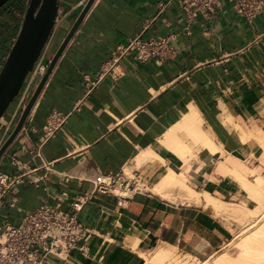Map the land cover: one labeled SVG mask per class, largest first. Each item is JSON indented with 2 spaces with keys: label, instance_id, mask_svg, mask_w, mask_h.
<instances>
[{
  "label": "crops",
  "instance_id": "1",
  "mask_svg": "<svg viewBox=\"0 0 264 264\" xmlns=\"http://www.w3.org/2000/svg\"><path fill=\"white\" fill-rule=\"evenodd\" d=\"M86 2L59 0L48 58ZM20 22L19 16L0 13V68ZM186 23V11L169 0H95L3 154L0 168L22 180L15 187L16 206L0 207V217L9 222L43 203L69 210L77 196L93 190L101 173L123 170L138 177L126 203L119 204L114 194L90 195L79 213L89 231L86 251L74 250L64 264H154L159 247L206 260L233 237L227 216L234 179L222 170L229 153L251 158L255 129L264 132V11L249 23L226 2L211 17L199 14L190 21L189 34L183 31ZM142 30L144 36L175 35L176 57L162 62L126 57L91 87L87 80L97 78L112 49ZM53 111L65 121L46 137ZM191 114H198L224 155L198 146L189 129L172 131ZM229 115L243 124L246 141L224 122ZM19 116L14 101L0 123L13 128ZM184 146L194 152L187 162ZM149 152L153 155L143 157ZM170 170L186 177V185L201 194L199 202L188 201L187 187L163 186Z\"/></svg>",
  "mask_w": 264,
  "mask_h": 264
},
{
  "label": "built area",
  "instance_id": "2",
  "mask_svg": "<svg viewBox=\"0 0 264 264\" xmlns=\"http://www.w3.org/2000/svg\"><path fill=\"white\" fill-rule=\"evenodd\" d=\"M169 1L178 3L186 11L187 23L183 31L187 34L190 33L189 22L197 15L209 18L221 11L226 2L230 3L234 11L249 23H253L257 15L264 11V0ZM160 5L163 6V3ZM23 11L16 10L13 14L22 19ZM143 32V30L140 31L127 43L117 45L112 49L97 78L91 81L87 80L88 84L93 87L99 83L107 73L114 72V67L121 60L129 56L140 62H162L176 57L177 51L171 42L175 35L144 36ZM47 48L48 44L43 48L14 100L20 114L50 63L51 58L47 57ZM31 113L32 110L28 117ZM60 114L58 111H53L47 118L46 137L59 129L65 121V117L62 118ZM3 126L5 132L0 138V146L13 129L10 124L6 126L0 123V128ZM20 178V176L10 175L0 168V207L6 204L16 206L17 191L15 187L22 181ZM138 181L135 174L128 176L123 170L115 173H101L93 180V190L90 193L85 192L77 196L71 202L69 210L62 209L59 203H43L24 212L17 222L5 221L0 217V264H64L74 250L85 253L89 231L79 219V213L90 195L94 193L114 194L118 197L119 204L126 203L135 188L134 184H137ZM7 195H10L8 199H6ZM119 198L125 199V201H121Z\"/></svg>",
  "mask_w": 264,
  "mask_h": 264
},
{
  "label": "bare ground",
  "instance_id": "3",
  "mask_svg": "<svg viewBox=\"0 0 264 264\" xmlns=\"http://www.w3.org/2000/svg\"><path fill=\"white\" fill-rule=\"evenodd\" d=\"M235 120L230 115L224 118V122L226 124H230L234 126L236 129H238L239 132L243 134L240 139L246 141L247 138L243 124L238 123ZM201 123L202 120L198 116V114H196V116L192 114L190 116L187 115L182 121H180L172 129V131H175L176 129L177 131L179 130L181 131L183 128L189 129L193 131L198 146L210 145L213 151L216 152L220 150L222 155H224V153L219 147V144L211 140L208 132L202 128L203 126L201 125ZM183 131L185 132V130ZM178 135L180 136L181 134ZM254 138H255V142L257 143L256 145L257 155L259 157L260 162L255 166H248L246 163H244L241 154L229 153L226 156L227 168L223 169L222 171L225 175L231 174L235 176L238 180L240 191L244 195H247L248 197L257 199L258 203L256 204V206L259 209V211L264 213V172L262 171L264 170V132L260 129L257 130L255 129ZM181 141L182 140L180 141L176 140L175 143H177L178 147L182 145ZM184 147L186 149L185 153L184 154L180 153V154H182L183 159L187 162L190 159V157L194 155V152L190 150L189 147L187 146ZM151 153L152 152H149L148 154L143 153V157L145 156L149 157L150 155H153ZM186 169H188V167ZM182 176L184 175H178L173 170H170L163 182V186H171L172 184H177L181 187H187V189H189L188 201L196 200L199 202L201 200V194L196 190L192 189L191 187H189L188 185H186L185 183L186 177H182ZM154 188L156 189L155 186ZM203 196L208 197V192H204ZM244 228H246L245 233L238 241H236L239 254L238 256L236 255L235 259L231 257V255L229 256V254H227L226 251H223L218 255H216L213 258V260L195 259V261L193 260L194 261L193 264H264V219L257 225L253 224L249 228L248 227H244ZM172 254L173 252L171 248L169 249L167 247H159L156 249V253L155 256H153L152 261L153 262L155 261L154 264H186L184 261H179L178 259L173 258Z\"/></svg>",
  "mask_w": 264,
  "mask_h": 264
},
{
  "label": "water",
  "instance_id": "4",
  "mask_svg": "<svg viewBox=\"0 0 264 264\" xmlns=\"http://www.w3.org/2000/svg\"><path fill=\"white\" fill-rule=\"evenodd\" d=\"M8 1L0 0V8ZM94 1L87 0L66 37L51 57L46 72L23 108L18 121L0 146V159L26 122L58 58ZM58 7L59 0H27L17 35L0 68V120L17 97L43 48L50 41L57 24Z\"/></svg>",
  "mask_w": 264,
  "mask_h": 264
},
{
  "label": "rangeland",
  "instance_id": "5",
  "mask_svg": "<svg viewBox=\"0 0 264 264\" xmlns=\"http://www.w3.org/2000/svg\"><path fill=\"white\" fill-rule=\"evenodd\" d=\"M26 2L27 0H9L0 8V13H3L4 15H6V17H11L12 15H14L13 14L14 11L21 10L22 6H24L25 8ZM50 54L51 53L49 51L47 55L49 56ZM13 102L11 103V105L13 104ZM252 157H255V162L252 161L251 159ZM251 158L244 157L243 159L244 163H246L248 166H255L260 162L259 157L257 155V148H255V154H253ZM262 171L264 172V170ZM229 175L234 179V182H233L234 184L232 186L235 190L234 191L235 194L231 199H228L229 202L231 203L228 204L230 208H229V213H228L229 215L227 216V219H229L233 223V225L230 227H233L232 229H234L233 230L234 235L231 238V240L229 239L230 240L229 243L225 245V247L221 251L217 252L211 258H209L210 260H213V258L216 255H218L219 253L223 251H226L227 254H229V256L231 255V257L235 259L236 255L238 256L239 254L236 241H238L242 237V235L245 233L246 228L244 227L249 228L253 224L257 225L264 219V213L259 211V209L256 206V204L258 203V200L248 197L247 195H244L240 191L237 178L231 174ZM140 186L141 185H139V187ZM172 257L175 259H178L179 261H184L186 264H193V262L195 261V257L190 256V255L184 256L178 253H173Z\"/></svg>",
  "mask_w": 264,
  "mask_h": 264
}]
</instances>
